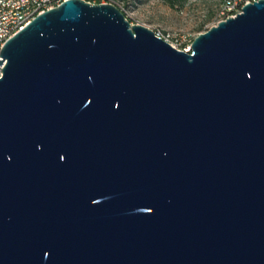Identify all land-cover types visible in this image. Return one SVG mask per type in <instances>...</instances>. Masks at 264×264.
<instances>
[{"label": "water", "instance_id": "95a60500", "mask_svg": "<svg viewBox=\"0 0 264 264\" xmlns=\"http://www.w3.org/2000/svg\"><path fill=\"white\" fill-rule=\"evenodd\" d=\"M0 69V264H264V0L190 52L66 0Z\"/></svg>", "mask_w": 264, "mask_h": 264}, {"label": "rangeland", "instance_id": "374dc122", "mask_svg": "<svg viewBox=\"0 0 264 264\" xmlns=\"http://www.w3.org/2000/svg\"><path fill=\"white\" fill-rule=\"evenodd\" d=\"M130 21L161 32L175 47L191 46L193 38L219 20L220 0H107ZM220 6V8H219Z\"/></svg>", "mask_w": 264, "mask_h": 264}, {"label": "built area", "instance_id": "2783aa9c", "mask_svg": "<svg viewBox=\"0 0 264 264\" xmlns=\"http://www.w3.org/2000/svg\"><path fill=\"white\" fill-rule=\"evenodd\" d=\"M63 1L66 0H22L15 16L8 22H0V47L3 42L11 37L12 33L22 28L30 18H34L37 14L55 7L56 4H61ZM96 3L98 2L96 1ZM183 51L190 52L191 48L188 47Z\"/></svg>", "mask_w": 264, "mask_h": 264}, {"label": "bare ground", "instance_id": "6f19581e", "mask_svg": "<svg viewBox=\"0 0 264 264\" xmlns=\"http://www.w3.org/2000/svg\"><path fill=\"white\" fill-rule=\"evenodd\" d=\"M85 1H88L90 3H96V1L98 3H112V2H109L107 0H85ZM252 1H256V0H225L224 3L221 5L219 18L222 20V19H225L227 17L235 16L237 13L241 12L242 7L245 3L252 2ZM21 4H22V0H0V22H8L10 19H12L15 16V12H16L18 6ZM58 5L59 4H56L55 7ZM32 19L33 18H30L29 21L26 22L25 25H27ZM22 28H19V30ZM19 30H17V31H19ZM17 31H15V33ZM15 33H12L11 36H13ZM155 34L170 43V40L167 37H165V35L162 34L161 32H159V33L155 32ZM4 43L5 42L2 43L1 47L3 46ZM170 44L173 47H175L174 44H172V43H170ZM1 47H0V49H1ZM181 47L182 48H178V47H175V48L180 49V50L188 49V47L191 48V46H186V47L181 46ZM0 74H1V71H0Z\"/></svg>", "mask_w": 264, "mask_h": 264}, {"label": "trees", "instance_id": "16d2710c", "mask_svg": "<svg viewBox=\"0 0 264 264\" xmlns=\"http://www.w3.org/2000/svg\"><path fill=\"white\" fill-rule=\"evenodd\" d=\"M165 1L168 2V3H170V4H171V3L173 4V0H165ZM224 1H225V0H220V3H221V4H219V5L221 6V5L224 3ZM220 6H219V8H220ZM154 31H155L156 33H159V31H156L155 29H154Z\"/></svg>", "mask_w": 264, "mask_h": 264}]
</instances>
